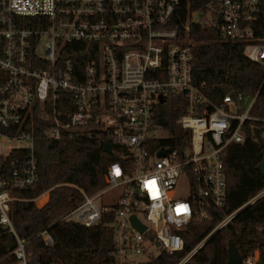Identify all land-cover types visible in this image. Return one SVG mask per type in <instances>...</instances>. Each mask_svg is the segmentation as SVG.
<instances>
[{
    "label": "built area",
    "instance_id": "2783aa9c",
    "mask_svg": "<svg viewBox=\"0 0 264 264\" xmlns=\"http://www.w3.org/2000/svg\"><path fill=\"white\" fill-rule=\"evenodd\" d=\"M191 2L202 0H0V144L28 141L17 150L0 147V165L13 151L27 152L12 161L6 176L0 171V227L16 240L15 264L28 262L26 243L16 236L9 216L11 193L37 181L35 120L47 124L46 140L104 131V144L112 152L123 151L121 161L107 168L106 187L83 195L61 219L91 228L111 217L115 264L138 263L159 248L182 252L180 234L223 208L222 158L229 145L244 142L254 99L244 106L241 97L226 95L213 105L192 84L189 30L193 24L213 28L225 40L242 44L245 58L264 66V41L253 30L260 3L203 0V9L192 10ZM75 43L95 47L86 48L83 67L68 53ZM172 94L187 103L177 120L189 132L183 152L156 146L167 136L156 125V109ZM110 191L117 193L99 205ZM263 197L264 189L219 220L212 233ZM132 217L143 232L133 227ZM41 236L45 247L53 245L46 232ZM258 260L254 252L241 264Z\"/></svg>",
    "mask_w": 264,
    "mask_h": 264
},
{
    "label": "trees",
    "instance_id": "16d2710c",
    "mask_svg": "<svg viewBox=\"0 0 264 264\" xmlns=\"http://www.w3.org/2000/svg\"><path fill=\"white\" fill-rule=\"evenodd\" d=\"M260 10L253 24L255 38L264 41V0H259ZM185 9V3L182 4ZM192 10H201L204 2H191ZM191 42L192 84L204 96L218 105L228 95L241 97L243 105L254 99L250 109L251 120L245 122V140L231 144L222 158L226 182V201L216 215L192 222L181 233L182 252H162L136 264H226L228 242L232 241L241 258L258 252V264H264V197L239 211L225 227L213 230L219 220L236 211L264 189V178L257 167L264 152V66L253 63L242 54L243 45L225 40L210 27L193 24L189 30ZM70 55L78 67L87 61L88 43L71 44ZM95 48V47H94ZM187 103L181 95L172 94L156 109V125L167 136L156 143L183 152L188 144L189 132L177 125ZM47 124L35 120L33 128L34 155L36 157V183L27 189L13 190L9 216L16 236L26 243L28 264H115L113 234L103 217L97 226L86 228L61 219L83 201V195L92 196L106 187L107 168L120 162L122 150L103 152L106 141L104 131H94L88 136L77 134L60 140L42 138ZM25 150L13 151L0 171L3 177L12 169V161L24 158ZM47 193V201L37 207L35 200ZM46 232L52 239L51 247L44 246L41 236ZM199 244L201 247L187 260L184 258ZM16 247L14 236L0 227V264H15L12 255Z\"/></svg>",
    "mask_w": 264,
    "mask_h": 264
},
{
    "label": "water",
    "instance_id": "95a60500",
    "mask_svg": "<svg viewBox=\"0 0 264 264\" xmlns=\"http://www.w3.org/2000/svg\"><path fill=\"white\" fill-rule=\"evenodd\" d=\"M159 102L161 104L164 103V100L159 97ZM171 150H168V152H170ZM103 152L106 154H111L112 153V148L109 144H104L103 145ZM164 154L163 153H158L157 157H162ZM262 161L259 164V166L257 167V170L259 171L260 175L264 178V152L262 153ZM131 223L133 225L134 228H136L139 232H143L144 231V227L140 226L138 224V222L136 221V219L134 217H132L131 219ZM242 258L238 252V250L236 249L234 243L232 241L228 242V246H227V261L226 264H241Z\"/></svg>",
    "mask_w": 264,
    "mask_h": 264
},
{
    "label": "rangeland",
    "instance_id": "374dc122",
    "mask_svg": "<svg viewBox=\"0 0 264 264\" xmlns=\"http://www.w3.org/2000/svg\"><path fill=\"white\" fill-rule=\"evenodd\" d=\"M245 105H249V102L248 101L245 102ZM27 145H28V141H26V140H23V141H21V140H4L3 144L2 145L0 144V147L11 148V149L17 150V149H21ZM116 193H117V191L108 192L107 194H105V196L101 200L98 201V204L101 205L103 203H106L107 200H109V198L112 197L113 195H115ZM46 201H47V193H44V194L40 195L35 200V204L37 207H41ZM153 253H154V256H157V255L162 253V250L160 248L155 249ZM133 259L136 261L143 260L141 257H133ZM134 264H136V263H134Z\"/></svg>",
    "mask_w": 264,
    "mask_h": 264
}]
</instances>
